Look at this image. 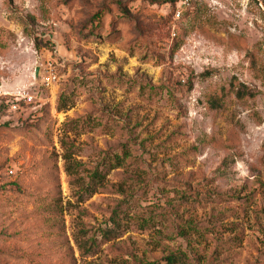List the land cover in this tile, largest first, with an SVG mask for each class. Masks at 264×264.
<instances>
[{
    "label": "rangeland",
    "instance_id": "obj_1",
    "mask_svg": "<svg viewBox=\"0 0 264 264\" xmlns=\"http://www.w3.org/2000/svg\"><path fill=\"white\" fill-rule=\"evenodd\" d=\"M169 260L264 264V0H0V264Z\"/></svg>",
    "mask_w": 264,
    "mask_h": 264
},
{
    "label": "trees",
    "instance_id": "obj_2",
    "mask_svg": "<svg viewBox=\"0 0 264 264\" xmlns=\"http://www.w3.org/2000/svg\"><path fill=\"white\" fill-rule=\"evenodd\" d=\"M235 91V94H236V96L238 97V98H244L245 96H247L248 94L249 95H252V93L251 92H249V90L247 89V86L245 85V84H242V88L241 87H238V88H236V90H234ZM212 106L213 107H215V108H219V107H221V104H218V101H216V100H213L212 102ZM173 260H169V263L168 264H171V263H173L172 262Z\"/></svg>",
    "mask_w": 264,
    "mask_h": 264
},
{
    "label": "water",
    "instance_id": "obj_3",
    "mask_svg": "<svg viewBox=\"0 0 264 264\" xmlns=\"http://www.w3.org/2000/svg\"><path fill=\"white\" fill-rule=\"evenodd\" d=\"M38 75H39V72H38V69L36 70V77H38Z\"/></svg>",
    "mask_w": 264,
    "mask_h": 264
}]
</instances>
